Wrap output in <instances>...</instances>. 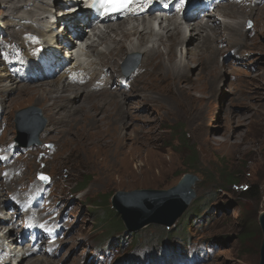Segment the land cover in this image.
<instances>
[{"label": "rangeland", "instance_id": "1", "mask_svg": "<svg viewBox=\"0 0 264 264\" xmlns=\"http://www.w3.org/2000/svg\"><path fill=\"white\" fill-rule=\"evenodd\" d=\"M33 2L11 12L5 7L9 2L0 0V24L7 20L11 24L13 14L25 13L33 7ZM224 9L226 5L219 7V21L232 22L234 19L222 15ZM263 13L264 9L253 14L252 19H237L244 22L248 31L247 35L245 31L240 35L256 38L258 46L238 44L236 47L245 51L242 58L234 49L230 50L233 53L227 51L230 48L224 53L225 49L219 48L216 55L222 67L220 77H195L200 73L192 67L194 77L190 84L193 83L198 98L195 103H187L176 87L169 85L160 94L156 93L159 98L153 102L154 109L146 108V101L137 104L135 113L152 118L134 120V126L120 130L127 134L122 144L104 142L95 135L107 124L104 111L100 104L94 105L95 101H110L114 96L102 93L86 100L73 98L61 104L54 117L41 100L0 87V104L4 103L1 100L7 101V111L0 114V127H5L0 142L4 146L16 144L22 152L15 163L18 178L15 176L7 182L1 179L0 191L9 200L10 193L21 188L50 185L51 201L66 213L63 226L69 227L68 237L60 241L57 257L49 260L54 264H133L140 258L144 264H259L263 240L259 215L264 210ZM154 27L159 30L157 25ZM254 28L259 30L256 37L251 35ZM13 34L12 40L21 39V33ZM195 42L187 44L196 48L198 42ZM182 47L178 48L179 53ZM117 54L120 59L115 62L117 56H112L110 63L121 64L130 85V76L139 68L133 66L142 62L143 55L122 51ZM0 68L4 69L3 63ZM142 85L137 81L132 90L123 87L130 102H139V96L146 94ZM118 90L111 92L123 97V92ZM78 105L86 110L90 105V110L84 114ZM30 106L39 111L33 110L31 118L25 120L19 112ZM17 118L27 125L22 132L18 131ZM41 125L39 142L26 145L33 139L35 126ZM206 136L228 141L229 145L208 147L204 143ZM194 154L196 160L192 159ZM111 168L119 171L107 174ZM186 172L199 176L194 186L197 196L175 224L154 223L137 232L125 228L114 234H106V224L96 228L98 220L106 215L105 206L113 208L116 191L168 189ZM230 177L235 180L229 181ZM83 180L89 184L78 191ZM29 259L36 260V256L25 258L20 264Z\"/></svg>", "mask_w": 264, "mask_h": 264}, {"label": "bare ground", "instance_id": "2", "mask_svg": "<svg viewBox=\"0 0 264 264\" xmlns=\"http://www.w3.org/2000/svg\"><path fill=\"white\" fill-rule=\"evenodd\" d=\"M7 1L9 2L8 6L5 7L11 12L17 11L23 7V5L29 4V2H34L33 7L25 13L13 14L15 16L11 24L9 20L5 21L4 24H0V39L4 35V39L7 41L6 49L0 46V66L2 63L4 66L7 62L13 69H17V66L24 65L25 67V63H30L31 58L29 56L33 48L27 47L26 44L30 42L32 35L36 34L40 36L48 51L53 52L54 57L60 61L58 64L59 69L65 72L69 71L72 77L74 75L80 79H87L90 77V81L86 84H74L68 78L69 73L61 75L56 80L40 81L42 79L36 80L35 77H37V75L32 72L30 82L28 84H20L13 72L5 67L2 70L0 68V87L6 91L17 90V95L20 96L26 94L31 98L35 97L36 100H41L46 106V110L49 111L48 113L54 117L58 113V108L61 104L70 102L73 98H84V100H86L85 98L96 97L102 93H106L108 96H114L110 101L104 102L100 99L98 103L95 101L94 105L100 104V109L104 111V118L107 121L106 127H103L105 129H98L95 135L99 136L104 142L112 141V143L116 142L118 144H122L127 135L126 132L123 133L120 130L129 125L134 126L132 122L134 120L142 119L149 121L152 118L150 116L146 117L135 113L137 104L146 101V108H151L153 102L159 98L157 95L164 91L169 85L175 86L178 93L181 94L180 96L184 97L187 103H195L198 98L195 96V90L193 91V83L190 84L193 80L192 77H194L191 73L192 67H196L200 73L195 77H220L222 67L219 65L216 55L220 52V49H225L223 51L224 53L228 48L230 49L227 51L234 49L236 50V54H241L240 57L242 58L245 55V51L242 48L238 49L236 47L238 44L244 43L250 47L258 46L256 38L251 40L249 36L247 37L245 34H241L242 36L240 35L242 31H245L247 35L248 31L243 24L244 22L237 19H252L253 14L264 9V0H219V3L213 0V4L218 9V15H220L219 7L226 5V9H224L222 15L224 18L234 19L232 22L227 23L224 19L219 21L217 18L213 19L212 16H209L208 20L204 22L202 19H199L198 14L200 15V13L205 11L200 12L198 9L195 11V8L191 9V15L185 17L184 22H180L176 19V15L179 12L178 10H171L169 16L165 15L171 5L169 0L166 1V9L159 5L160 2L154 0L155 3L153 2L151 4L148 18L145 16H136L133 20H118L117 22L108 21L104 22V29H97L93 28V25L87 26L83 24L77 14L65 13V9L60 8L61 6L58 4L61 1H66V4H68V2L75 0H41V3H39V0ZM224 1L226 3H224ZM53 2L56 3L55 6H52ZM66 4L63 5L65 6ZM79 10H81V14L87 13V11L83 10L82 6ZM59 12L63 13L59 15ZM51 15H56L59 20L47 26L49 16ZM163 16H165V18ZM5 17L7 16L4 14V19ZM195 20L198 21L195 22ZM155 21L159 25L158 31H156L154 27V24L156 25ZM61 22L65 23L64 27L60 26ZM57 25H59V27L56 29L55 26ZM17 26H19V30L16 29ZM42 27H44V29H42ZM89 28L92 29L91 31L93 34L91 35H88L90 31ZM24 30H26V33H24ZM17 32L21 33V39L17 41L12 40V34H17ZM258 32L259 30L254 28V30L251 31V35L256 37ZM23 33L24 35H22ZM231 33H233V35H231ZM179 34L183 36H175ZM202 39L204 40L202 41ZM193 41L198 42L195 45L197 46L196 48H191V46L187 44ZM233 42H236V44L233 45ZM222 44H225V46ZM231 44L233 46L229 47ZM100 46L104 48H100ZM180 46L184 47L181 48V54L178 50ZM23 49L28 53L26 54L28 57L23 58L21 56V60L17 61L15 55H20ZM64 51H66L64 57L59 56L58 53L63 54L62 52ZM117 51H122L123 54L140 52L143 55L142 62H139L140 64L138 63V70L130 76V85L125 84L126 82L129 84V76H126L121 70V64H117L118 62L115 63L116 60L118 61L121 57L117 54ZM230 52L233 53V51ZM83 54L87 60L81 63L78 59ZM112 56L117 57L114 60L115 62L113 61L110 63ZM4 57L7 58L3 61L2 58ZM234 57L239 58L237 55ZM64 62L71 65L69 67L70 70L66 69L67 67H65L66 65ZM47 78L49 77L44 79ZM136 80L142 82L143 85L141 89L146 94L144 96H139V102H130L127 98L128 94H125L126 91L122 90L123 85L125 84L124 88L128 87L132 90L134 83L137 82ZM51 81L54 82V84H52ZM97 82L105 84L102 86L100 85V89H98L95 87L98 85ZM37 83L38 85L36 86H29V84ZM113 86H115V88ZM110 89H119L118 91L123 92V97L118 94L115 95L116 93L111 92L112 90L109 91ZM1 102H4L0 104V114H3L5 113L3 112L4 110L7 111L5 104L7 101L1 100ZM86 104L87 101L84 106H86ZM87 107L88 110H90V105H87ZM77 108H80V110L83 109L84 114L88 112V110H86L87 108L84 109L81 105H78ZM154 108L152 107V109ZM75 112L77 113V111ZM102 119L98 117L99 121H102ZM53 122L55 123V121ZM93 123L95 124V122ZM52 124L53 123H50V125ZM134 139L133 137V140ZM204 143L208 147L219 145V147L221 146L224 148L229 145L228 141H220L216 137L211 138L207 136L204 138ZM117 170L119 171L118 168H111L107 170L108 173H106L109 174ZM1 179L3 180L2 175H0V180ZM4 185L6 187L7 184ZM41 188L42 186H36L32 189H26L29 192H35ZM1 191L0 211L10 206V200L8 201V197H4L5 195ZM13 219L14 217L12 216L9 218L0 217V233L8 230L7 233L2 234L3 238L5 237L11 245H16L17 240L15 237L8 236L13 229V227L8 226V224ZM23 259L20 262H23ZM142 260L143 258H140V260L137 259L133 264H144ZM40 261L42 262L41 264H54L49 258H43L42 256H36V260L29 259L24 264H38Z\"/></svg>", "mask_w": 264, "mask_h": 264}, {"label": "water", "instance_id": "3", "mask_svg": "<svg viewBox=\"0 0 264 264\" xmlns=\"http://www.w3.org/2000/svg\"><path fill=\"white\" fill-rule=\"evenodd\" d=\"M139 61L133 66L135 69ZM33 110L37 107L30 106L22 109V114L26 119L31 118ZM18 114V115H19ZM18 120V131L22 132L27 126L24 121ZM43 125L35 126L33 139L26 143L31 145L39 142V133ZM199 176L192 172H186L179 182L168 189H134L131 191H116L113 196V208L120 214L128 232H137L150 224H160L171 226L185 213L197 193L195 184ZM259 224L263 233V240L260 247V262L264 264V210L259 215Z\"/></svg>", "mask_w": 264, "mask_h": 264}, {"label": "trees", "instance_id": "4", "mask_svg": "<svg viewBox=\"0 0 264 264\" xmlns=\"http://www.w3.org/2000/svg\"><path fill=\"white\" fill-rule=\"evenodd\" d=\"M193 160H196V156L194 154V156L192 157ZM229 181H233L235 180V178L233 177H230L228 178ZM89 184V181L88 180H83L81 185L78 187V191H81V190H84L87 188ZM250 192H252L250 190ZM253 196H254V193H253ZM95 204H100V203H95ZM105 216L101 217L99 220H98V223L96 225V228H98L99 226L103 225V224H106V228L108 227L107 229V233L106 234H114L116 232H121V231H124V229L126 228L125 227V224H124V221L122 219H119L118 218V214L117 212L114 210V208L110 207V206H105ZM97 213V212H96ZM98 214V213H97ZM96 240V237L94 238ZM103 240V239H101Z\"/></svg>", "mask_w": 264, "mask_h": 264}, {"label": "snow or ice", "instance_id": "5", "mask_svg": "<svg viewBox=\"0 0 264 264\" xmlns=\"http://www.w3.org/2000/svg\"><path fill=\"white\" fill-rule=\"evenodd\" d=\"M134 0H97V6L104 14L128 10ZM47 179L46 177H41Z\"/></svg>", "mask_w": 264, "mask_h": 264}]
</instances>
